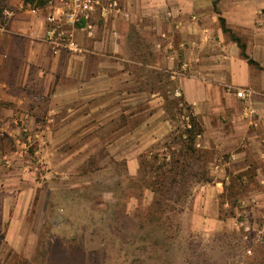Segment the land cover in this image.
I'll return each instance as SVG.
<instances>
[{
	"label": "rangeland",
	"instance_id": "1",
	"mask_svg": "<svg viewBox=\"0 0 264 264\" xmlns=\"http://www.w3.org/2000/svg\"><path fill=\"white\" fill-rule=\"evenodd\" d=\"M141 1L147 9H158L147 22L158 24V32L152 40L136 33L129 55L150 59L152 43L158 44L160 59L173 51L175 59L156 70L132 66L143 96L130 99L128 113L113 116L111 126L86 130L81 139L62 144L57 170L54 155L51 161L43 155L45 139H34L22 160L33 166V181L16 193L31 203L15 210L21 220L8 234L0 232V264H264V192L253 193L242 181L263 189L256 178L257 161H247L251 166L245 177L235 174L217 191L209 182L217 177L219 155L230 162V151L214 143L205 147L197 137L198 151L185 152L187 117L195 110L182 101L177 86L189 69L184 65L189 44L184 30L176 27L182 20L205 23L199 39L205 42L200 51L207 65L216 59L232 62L236 76L245 79L233 89L232 105L213 114V126L229 129L225 139H264V0H219L217 8L214 0H192L189 6L187 0ZM217 10L258 64L242 58ZM240 88L247 90L244 98L237 95ZM151 90L160 94L152 98ZM220 98L209 96L212 111L221 105ZM246 150L247 155L253 152ZM173 158L179 160L177 183H162ZM233 162L227 171L244 164Z\"/></svg>",
	"mask_w": 264,
	"mask_h": 264
},
{
	"label": "crops",
	"instance_id": "2",
	"mask_svg": "<svg viewBox=\"0 0 264 264\" xmlns=\"http://www.w3.org/2000/svg\"><path fill=\"white\" fill-rule=\"evenodd\" d=\"M191 1H186L187 6ZM8 7L14 16L0 24V232L10 229L16 220L20 222L15 210L31 203L29 200L26 204L21 196H16L33 181V166L22 161L24 154H28L24 147L28 135L38 141L45 139L43 155L47 161L54 155L57 170L62 163L57 156L62 144L81 139L86 130L111 126L114 117L128 113L130 99L143 96V89L135 86L137 76L132 66L156 70L176 57L173 51L167 59H160L158 44L152 43L150 59L129 55L136 33L142 40H152L158 32V24L147 26L150 16L155 17L158 9L145 8L141 0H124L119 12L112 11L105 17L100 11L96 13L92 34L82 29L77 31L79 41L86 48L82 53L54 49L45 39V17L49 11L46 4L9 0ZM176 27L184 30L183 38L189 44L184 50L188 56L184 65L189 69L180 74L177 86L204 123L205 130L198 136L204 139L201 144L208 147L214 143L218 149L231 153L230 162L219 155L217 177L209 183L217 191L225 189L235 174L245 177V170L251 166L247 161L253 160L258 163L256 178L263 189L248 187L245 179L243 186L253 193H263L264 139H225L229 129H219L220 125L215 128L212 123L213 114L222 112L232 102L233 89L245 84V79L236 76L232 62L220 61L216 55L215 63L207 65L200 51L205 42L199 39L200 33L207 29L205 23L182 20ZM213 93L222 97L221 105L216 104L218 109L222 107L218 111L211 110L209 96ZM150 94L154 98L160 92L151 90ZM224 97L228 99L227 104ZM126 127L124 124L123 128ZM211 133H217V137L213 139ZM8 141L16 147H10ZM248 148L253 150L250 155L246 153ZM232 161L244 164L237 170L227 171ZM23 176L32 179L25 180Z\"/></svg>",
	"mask_w": 264,
	"mask_h": 264
},
{
	"label": "built area",
	"instance_id": "3",
	"mask_svg": "<svg viewBox=\"0 0 264 264\" xmlns=\"http://www.w3.org/2000/svg\"><path fill=\"white\" fill-rule=\"evenodd\" d=\"M123 2L124 0H48L46 2L49 11L45 17V39L54 49L82 53L86 48L79 41L77 31L82 29L92 34L94 15L99 11L103 17L112 11L119 12ZM13 16L14 11L11 8L4 9L3 21ZM246 94L248 93L245 88L237 91V95L241 98H244ZM42 142L44 143V139ZM34 143V139L28 135L24 147L28 150L34 146Z\"/></svg>",
	"mask_w": 264,
	"mask_h": 264
},
{
	"label": "trees",
	"instance_id": "4",
	"mask_svg": "<svg viewBox=\"0 0 264 264\" xmlns=\"http://www.w3.org/2000/svg\"><path fill=\"white\" fill-rule=\"evenodd\" d=\"M9 0H0V24L3 23V19H2V14L4 9L7 6V2ZM48 0H24V2L26 3H32L35 5H45L46 2ZM219 0H214V6L215 8H217ZM218 18L220 20L222 29L224 32L229 33L231 36L232 41H234L237 46L240 49V54L242 56L243 59H245L249 64H258L257 61L255 59H253L247 52V43L245 41H243V39L236 35L235 32L229 28L227 26V22L225 17L221 14V12L219 10L216 11ZM182 101L187 105V107L191 110V105L185 100L184 97H182ZM172 103H175L176 101H171ZM188 121H187V125H186V129L184 131V134L186 135V139L183 140V143L186 144L187 148H186V154H191L194 152H197L198 149H196L195 147V142H196V138L201 135L204 130V123L202 121V119L200 118V116L198 114H196L193 110L190 111V113L188 114ZM179 160L173 158L172 161H169L167 163V167L169 166L170 170H166L163 172L164 174V179L159 181H162V183L166 182L165 180H168L169 182L176 184L177 183V170H176V163H178ZM155 182H159L156 178L154 179ZM155 191V190H154ZM158 191H155V193ZM159 203V202H158ZM160 204V203H159ZM27 264H31V261H28Z\"/></svg>",
	"mask_w": 264,
	"mask_h": 264
}]
</instances>
